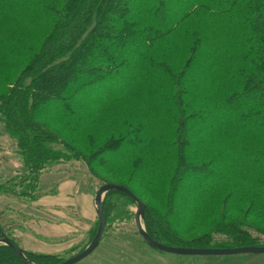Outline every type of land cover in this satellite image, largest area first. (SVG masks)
<instances>
[{
    "label": "trees",
    "instance_id": "1",
    "mask_svg": "<svg viewBox=\"0 0 264 264\" xmlns=\"http://www.w3.org/2000/svg\"><path fill=\"white\" fill-rule=\"evenodd\" d=\"M178 1L182 11L165 23L176 8L166 0L141 9L132 0H0V122L22 160L21 174L0 181V196H34L42 173L80 162L101 186L134 193L146 205L147 234L163 245L264 247V0ZM109 78L122 85L92 90ZM225 156L238 163L220 166ZM192 172L213 176L206 192L184 190ZM133 208L127 194H106L101 242L120 241ZM91 221L80 252L97 234L96 214ZM5 224L0 215V238L19 247ZM0 264L24 263L0 244Z\"/></svg>",
    "mask_w": 264,
    "mask_h": 264
},
{
    "label": "rangeland",
    "instance_id": "2",
    "mask_svg": "<svg viewBox=\"0 0 264 264\" xmlns=\"http://www.w3.org/2000/svg\"><path fill=\"white\" fill-rule=\"evenodd\" d=\"M132 1L133 5L140 9L141 6L145 7L146 2L144 0H139L141 1L140 4L137 3V0ZM166 1L176 6L175 10H167L165 23H168L183 8L180 7V1L178 0ZM121 69L122 71L120 70L119 74L121 72L126 74L124 67ZM128 79H133V77L126 75L124 80L127 81ZM109 80L110 78L104 79L103 82L91 86L92 90L97 92L107 91L112 87L109 85ZM120 85H122V81L116 80L113 87L116 88ZM92 90L81 89L78 94L91 97L90 92ZM56 103H53L52 107H55L59 113L65 112L66 105L61 102ZM44 109L46 111L49 108L45 107ZM228 115L229 110H220L216 113V117L224 118L227 123H230ZM215 139L218 143L224 145L219 132ZM16 150L13 140L5 136L4 124L0 122V157L3 154L6 159L14 161V163H10L11 169L6 165L0 169V174L4 176L0 177V181L6 177L21 174L22 160L21 157L16 155ZM231 156L220 157L216 162L220 166H226L221 160L228 157L223 162L237 164L238 158H230ZM116 157L115 154V159ZM14 168L17 169V174H14ZM197 169L202 170L204 168ZM216 172L215 174L218 177L224 176L222 171ZM213 181V176L203 177L202 172H192L182 178L184 190H187L185 191L188 192L189 196L206 192ZM0 184L3 183L0 182ZM39 184L41 185L40 189L38 187L34 196L19 195L15 193L16 190L11 195L0 196V215L5 220V225L8 224L7 226H9V223H12L11 227L14 234L12 236L14 238L18 236V240L15 239L19 248L25 252L55 254L67 260L79 253L87 242V228L88 225L91 226L92 217L96 214L93 202L101 185L91 177L86 167L80 162L56 165L52 171L40 175ZM43 199H46V204L42 203L41 200ZM136 209H132L134 211V226L127 224L126 229L120 232L125 235H119L118 239L120 241L114 237L104 239L90 256L77 264H264V254L192 257L152 249L139 235H133L134 231L137 232L135 227ZM186 219L187 217H185ZM212 235L215 238H222L223 236L219 233H213ZM83 237L84 239H82Z\"/></svg>",
    "mask_w": 264,
    "mask_h": 264
},
{
    "label": "water",
    "instance_id": "3",
    "mask_svg": "<svg viewBox=\"0 0 264 264\" xmlns=\"http://www.w3.org/2000/svg\"><path fill=\"white\" fill-rule=\"evenodd\" d=\"M110 191H119L130 196L136 206L135 213V227L139 234V236L143 239V241L152 249H156L158 251L171 253L179 256H196V257H207V256H215V257H224V256H235L240 254H264V247H242V248H224V249H195V248H175L163 245L149 237L146 232L145 226L143 224V218L146 211V205L128 188L122 185L117 184H105L98 188L95 198H94V208L96 211V215L99 219V228L96 236L90 243V245L83 250L81 253L69 258L63 263L60 264H77L78 262L84 260L88 256H90L100 245L101 239L104 235L106 229V221L103 214V201L106 194ZM0 244L9 246L12 248L15 253L18 255L20 260L24 264H36L31 262L25 255L23 249L17 247L12 241L3 236L0 238Z\"/></svg>",
    "mask_w": 264,
    "mask_h": 264
},
{
    "label": "crops",
    "instance_id": "4",
    "mask_svg": "<svg viewBox=\"0 0 264 264\" xmlns=\"http://www.w3.org/2000/svg\"><path fill=\"white\" fill-rule=\"evenodd\" d=\"M2 157H0V169L1 168H3V166L4 165H6L7 167H10L11 165H10V163H14V161H12V160H10V159H6V157L2 154L1 155ZM12 167V166H11ZM11 167H10V169H11ZM18 173V171H17V169L16 168H14V174H17ZM43 194V193H42ZM42 201V203H45L46 204V199H43V200H41ZM48 202H49V200H48ZM47 202V203H48ZM93 206H94V204H93ZM87 234V233H86ZM87 236H88V234H87ZM85 237V236H84ZM84 237L82 238V239H84ZM81 239V240H82ZM55 255V254H54Z\"/></svg>",
    "mask_w": 264,
    "mask_h": 264
}]
</instances>
